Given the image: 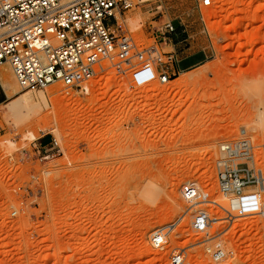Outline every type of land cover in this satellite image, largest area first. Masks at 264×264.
<instances>
[{
	"label": "rangeland",
	"instance_id": "1",
	"mask_svg": "<svg viewBox=\"0 0 264 264\" xmlns=\"http://www.w3.org/2000/svg\"><path fill=\"white\" fill-rule=\"evenodd\" d=\"M143 2L123 12L116 33L164 53L181 42L178 54L198 65L166 84L134 86L103 64L82 84L87 93L61 83L28 92L24 121L6 106L27 91L0 96V264H168L177 248L191 264H264V216L214 224L211 232L228 229V255L213 263L189 229L192 209L225 215L181 196L195 182L229 208L215 161L241 130L264 177V0ZM168 22L175 33L163 40ZM0 72L14 82L7 64ZM179 218L165 248L153 250L150 233Z\"/></svg>",
	"mask_w": 264,
	"mask_h": 264
},
{
	"label": "built area",
	"instance_id": "2",
	"mask_svg": "<svg viewBox=\"0 0 264 264\" xmlns=\"http://www.w3.org/2000/svg\"><path fill=\"white\" fill-rule=\"evenodd\" d=\"M143 0H0V65L7 64L21 91L39 92L61 83L65 88H78L92 80L107 64L118 76L129 77L134 86L153 82L166 84L173 77L175 52H161L158 47L139 49L119 20L123 12L133 9ZM208 7L211 0H200ZM175 33L168 22L162 33ZM4 90L0 84V96ZM242 138L219 145L215 161L219 193L228 200L224 209L210 201L209 194L195 182L181 187V196L191 208L214 205L225 216L212 218L204 209H192L189 229L202 238L204 253L213 263L223 261L228 252L221 237L228 229L211 232L218 221L232 223L243 217L264 216V178L256 170L251 155L252 146ZM53 145L57 146L54 141ZM234 206V207H232ZM183 221L179 218L152 231L149 245L162 251L170 234ZM168 264H191L185 249H174Z\"/></svg>",
	"mask_w": 264,
	"mask_h": 264
},
{
	"label": "bare ground",
	"instance_id": "3",
	"mask_svg": "<svg viewBox=\"0 0 264 264\" xmlns=\"http://www.w3.org/2000/svg\"><path fill=\"white\" fill-rule=\"evenodd\" d=\"M145 2L151 1V0H144ZM5 74V73H4ZM13 76V75H12ZM14 78V77H13ZM0 84L2 86V88L4 89V91L8 90V89H15V91L19 92L21 91V89L19 88V86L17 85L15 79L14 82H12L10 80V78H8V75L4 76L1 74L0 72ZM15 87V88H14ZM87 88V87H86ZM16 92V93H17ZM14 94V92H13ZM40 94V93H39ZM45 98V97H44ZM43 101V100H42ZM43 103V102H42ZM30 99L28 96V91L27 93H23V95H21L18 99H16L14 102L9 103L6 106V111L12 116V118H14V120H26L28 118H26L28 111H30ZM35 105V104H34ZM40 105V104H38ZM35 107V106H34ZM32 109V107H31ZM40 109V108H39ZM41 110V109H40ZM33 111V110H32ZM31 114V112H30ZM33 115V114H32ZM259 119L262 120V118L264 117V111L258 113ZM28 117V116H27ZM25 118V119H24ZM264 119V118H263ZM264 178V177H263ZM225 198V197H224ZM214 202V201H213ZM216 203V202H215ZM223 204L225 205V203L223 202ZM226 204L228 205L229 203L226 202ZM222 207V206H221ZM226 208V207H225Z\"/></svg>",
	"mask_w": 264,
	"mask_h": 264
},
{
	"label": "crops",
	"instance_id": "4",
	"mask_svg": "<svg viewBox=\"0 0 264 264\" xmlns=\"http://www.w3.org/2000/svg\"><path fill=\"white\" fill-rule=\"evenodd\" d=\"M172 44V40L169 41ZM181 42H176L173 45L172 51L170 52H175L177 54V62H175L172 66V69L174 72L179 73L180 71H186L196 65H198L200 62L198 59L193 58V56L190 57H181L180 54H178L177 47ZM163 49V48H162Z\"/></svg>",
	"mask_w": 264,
	"mask_h": 264
}]
</instances>
